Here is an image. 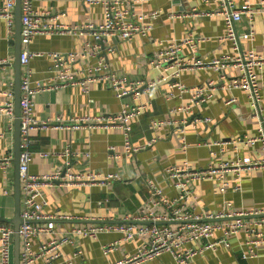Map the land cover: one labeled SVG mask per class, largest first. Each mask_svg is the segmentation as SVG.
Masks as SVG:
<instances>
[{"label":"crops","instance_id":"0c3cea01","mask_svg":"<svg viewBox=\"0 0 264 264\" xmlns=\"http://www.w3.org/2000/svg\"><path fill=\"white\" fill-rule=\"evenodd\" d=\"M241 4L245 0H235ZM258 2L259 0H252ZM5 0H0L2 5ZM133 11L151 13L158 11L157 18H149L152 25L148 34H136L132 40L110 38L107 44L114 45L108 58L112 68L121 75L147 80L159 79L162 73L169 74L166 67H154L150 59L166 48L173 39H182L191 34L206 36L198 43L197 53L206 62L225 52H233L229 40L220 39L226 31V21L217 11V0H124ZM38 10H49L60 16L61 22L76 25L87 21L102 22L103 4H88L86 0H34ZM240 33L252 30L253 38L242 40L245 49L264 53V10H258L252 17L243 15L237 23ZM16 17L14 32L10 33L7 20L0 18V101H14L15 117L0 114V153L14 154L16 133L17 87L21 91L22 75L25 66L21 64L20 84L17 81L16 62ZM96 39L90 34L43 33L32 37L28 48L35 53L29 62L32 79L47 81L52 77L51 51H73L80 49L87 41ZM22 43V49L24 48ZM27 46V45H26ZM183 54L192 52L189 45L183 46ZM96 58L80 60L72 66L78 71L82 66L95 64ZM261 83V104L264 110V75L259 71ZM230 76L239 73L237 67H229ZM177 80L186 85H198L215 80L220 83V73L212 67L184 69L175 79L161 81L158 88L144 92L138 99L131 96L119 97L104 81L90 83L85 91L80 85L60 87L33 93V117L37 120H55L62 116L68 122L81 115L98 116L120 111L127 103L145 102L144 112L130 120L132 142L147 143L158 137L152 145L128 155L125 151V133L121 127L103 125H83L78 128L48 127L33 128L30 131L32 161L30 170L34 173H62L71 161L70 170L83 172L100 171L102 174L118 173L120 178L110 183H84L68 187H41L39 200L45 202L44 210L59 215H72L78 218H56V235L59 231L71 229L78 223L95 220H126L139 213L150 195L148 179L158 182L167 197L179 193L174 185L175 178L167 176L166 170L172 165L189 162L194 167L220 164L250 156L254 159L264 155L261 142L233 143L240 136L258 134L259 121L251 115L252 106L248 94L243 89L217 88L213 96L194 104L187 111L181 106L192 103V93L168 97L170 91L178 92L172 85ZM235 98L231 103L227 100ZM173 109V110H172ZM209 117L210 120L205 121ZM153 118L171 119L173 122L153 127ZM185 122V124H184ZM185 135L188 147L183 146ZM215 142H221L216 144ZM75 152L72 155L66 150ZM241 187L238 189L237 186ZM15 165L7 172L0 169V216L13 217L15 213ZM192 197L189 206L198 213H215L228 207L237 210L259 209L264 207V168L245 170L241 175L230 172L224 180L218 176L203 178L191 184ZM81 217V218H79ZM2 221V220H0ZM6 222V221H5ZM11 223V222H8ZM13 225V223H11ZM14 226V225H13ZM264 229V223L258 225ZM120 232H101L97 237H79L74 244H64L62 255L54 264H64L66 258L72 264H111L127 255L136 253L148 245L144 236L122 240L119 245L105 251V245L120 238ZM48 234L33 238V248L38 250L42 242L49 240ZM216 247L207 248L194 255L186 264H264V242L248 244L244 229L226 240L224 231L218 228L209 238ZM200 241H191L180 248L184 251L191 246L199 247ZM76 252H80L75 255ZM34 264H47L45 257ZM138 264H181L171 251L160 253Z\"/></svg>","mask_w":264,"mask_h":264},{"label":"built area","instance_id":"2783aa9c","mask_svg":"<svg viewBox=\"0 0 264 264\" xmlns=\"http://www.w3.org/2000/svg\"><path fill=\"white\" fill-rule=\"evenodd\" d=\"M218 13L225 17L226 31L220 35V39L229 40L233 52H225L213 60L206 62L197 53L198 43L206 36L191 34L182 39H173L169 45L151 57L150 62L156 68L166 67L169 74L162 73L156 80L142 78H130L118 74L111 66L108 58L109 52L114 50V45L107 44L110 38H120L130 41L136 34H148L152 25L147 22L149 18H157L158 11L140 13L133 11L125 5L124 0H86L88 4H103L104 19L98 23L87 21L76 25L64 24L58 14L49 10H38L34 6V0H21V37L25 45L20 53V62L25 66L21 80V153H20V177H21V218L19 226L20 234V263L34 264L35 260L45 257L47 264L61 257L64 244H74L79 237H97L101 232H120L122 236L105 245V251L115 249L122 240L133 239L136 236H144L149 240L148 245L140 248L136 253L111 264H138L142 261L158 256L165 251L174 253L175 258L181 264H186L194 255L205 251L207 248H215L216 243L209 241L218 228L224 231L227 240L230 235L244 229L248 235V244L257 245L264 242V229L258 225L264 223V207L250 210H237L231 207L215 213H198L189 206L192 197L191 184L193 181L203 178L218 176L224 180L226 175L234 172L237 175L245 170L264 168V155L254 159L250 156L239 157L235 160L223 161L220 164H210L205 167H194L189 162L172 165L167 168V176L174 177V185L179 188V193L173 197H167L164 188L155 180L148 179L147 185L150 195L144 203L141 211L126 220H95L90 223H78L69 230L59 231L56 235V218H78L72 215H55L44 210L45 202L39 200L41 187L60 186L68 187L82 185L84 183H110L120 178L118 173L102 174L100 171L73 172L70 170L71 161H67L66 171L60 173L38 174L30 170L32 161V149L30 131L33 128L68 127L78 128L83 125H103L106 127H121L125 133V151L128 155L152 145L158 137L152 138L147 143L134 144L132 142V126L130 120L141 115L147 103H127L114 113L98 116L81 115L73 117L70 121H64L62 116L55 120H37L33 117L34 101L33 93L47 91L60 87L80 85L85 91L89 90L90 83L104 81L119 97L131 96L138 99L144 92L158 88L161 81L169 77L177 79L184 69H196L212 67L220 73V83L208 80L203 84L186 85L177 80L172 85L177 86L178 92L170 91L168 97L181 96L184 92L192 93V103L181 106L183 109L193 110L194 104L210 99L217 88L243 89L247 92L252 106L251 115L259 121L258 134L255 136H240L232 139L233 143L261 142L264 150V110L261 104V83L258 72L264 75V53L254 49H245L242 40L253 38L254 33L248 30L240 33L237 23L243 15L252 17L258 10H264V0L253 2L245 0L237 4L235 0H217ZM17 0H5L0 5V18L7 20L10 33L14 32L15 8ZM43 33H74L90 34L96 40L87 41L78 50L51 51L52 77L47 81H35L32 79L33 71L28 66L31 57L35 54L29 48L33 36ZM27 45V46H26ZM189 45L192 52L183 54V46ZM96 58V63L82 66L74 71L72 66L80 60ZM1 59L0 62H6ZM229 67H237L239 73L230 76L227 73ZM235 98L227 100L231 103ZM173 110V109H172ZM0 114L15 117L14 101H0ZM210 120L209 117L205 121ZM173 122L171 119L153 118L151 125L159 127L165 123ZM185 124V122H184ZM183 146L189 145L183 135ZM219 144L221 142H215ZM72 155L75 152L66 150ZM14 154L0 153V169L7 172L13 167ZM241 186L238 185L239 189ZM81 218V217H79ZM41 234H48L49 240L42 242L39 249L33 248V238ZM15 228L11 223L0 221V264H15ZM191 241H200L199 247L191 246L181 251L180 248ZM80 252H76L78 255ZM64 264H72L71 258H66Z\"/></svg>","mask_w":264,"mask_h":264},{"label":"water","instance_id":"95a60500","mask_svg":"<svg viewBox=\"0 0 264 264\" xmlns=\"http://www.w3.org/2000/svg\"><path fill=\"white\" fill-rule=\"evenodd\" d=\"M15 14H16V62L15 66L17 69V81L18 85L20 84V70H21V62H20V53L22 51V37H21V28H22V20H21V0H17L16 2V8H15ZM17 96H16V133H15V187H14V193H15V213L13 217H1L0 220L11 222L14 225L15 228V235H14V241H15V264H21L20 262V234H19V226L22 222L21 218V177H20V153H21V106H20V98H21V91L20 88L17 87Z\"/></svg>","mask_w":264,"mask_h":264}]
</instances>
